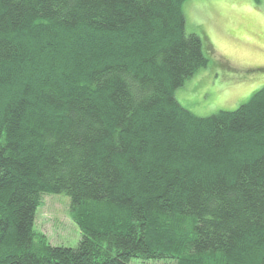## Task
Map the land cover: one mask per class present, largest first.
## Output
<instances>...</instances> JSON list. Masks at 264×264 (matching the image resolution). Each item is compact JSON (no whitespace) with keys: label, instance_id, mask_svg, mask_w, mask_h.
I'll return each mask as SVG.
<instances>
[{"label":"trees","instance_id":"16d2710c","mask_svg":"<svg viewBox=\"0 0 264 264\" xmlns=\"http://www.w3.org/2000/svg\"><path fill=\"white\" fill-rule=\"evenodd\" d=\"M184 0H0V264H264V85L197 115ZM69 197L76 246L34 228Z\"/></svg>","mask_w":264,"mask_h":264},{"label":"rangeland","instance_id":"374dc122","mask_svg":"<svg viewBox=\"0 0 264 264\" xmlns=\"http://www.w3.org/2000/svg\"><path fill=\"white\" fill-rule=\"evenodd\" d=\"M185 30L199 33L212 52L174 95L197 115L232 109L264 85V0H184ZM34 228L51 244L76 246L80 228L69 214V197L43 193ZM173 258L128 264H174Z\"/></svg>","mask_w":264,"mask_h":264}]
</instances>
